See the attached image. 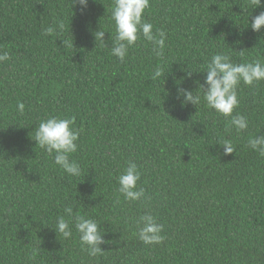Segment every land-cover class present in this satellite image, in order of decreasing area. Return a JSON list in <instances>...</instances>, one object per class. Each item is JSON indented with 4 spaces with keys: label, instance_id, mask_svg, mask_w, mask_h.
Returning a JSON list of instances; mask_svg holds the SVG:
<instances>
[{
    "label": "trees",
    "instance_id": "16d2710c",
    "mask_svg": "<svg viewBox=\"0 0 264 264\" xmlns=\"http://www.w3.org/2000/svg\"><path fill=\"white\" fill-rule=\"evenodd\" d=\"M112 5L89 0L82 14L72 0H0V54L10 56L0 62V264H264V156L248 146L264 136V80L239 86L233 115L248 120L239 133L231 117L175 99L178 88L202 95L197 71L214 54L264 62V27L250 26L264 7L150 0L145 20L166 33L164 54L141 36L121 62L111 55ZM60 21L63 31L44 34ZM50 116L74 117L79 176L32 139ZM130 161L146 196L135 202L118 192ZM69 205L101 226L102 255L82 249L74 222L69 239L53 229ZM145 212L163 225L162 243L138 239Z\"/></svg>",
    "mask_w": 264,
    "mask_h": 264
},
{
    "label": "clouds",
    "instance_id": "9594fccd",
    "mask_svg": "<svg viewBox=\"0 0 264 264\" xmlns=\"http://www.w3.org/2000/svg\"><path fill=\"white\" fill-rule=\"evenodd\" d=\"M89 0H72L73 7L80 6L83 12L88 8ZM254 9L264 7V0H250ZM150 8V0H113L111 8V20L114 23V36L112 40L111 55L123 62L129 54V49L136 45L137 41L143 39L153 44V52L157 57L163 56L165 49L166 33L163 30L153 32V24L145 20V12ZM253 32H260L264 27V11L251 19L250 23ZM64 22L60 21L56 28L49 26L44 30L45 35H51L54 31H63ZM157 35L159 38H157ZM96 41L105 42V31L94 33ZM64 46H71L68 39L62 40ZM10 59L7 52L0 54V62ZM206 73L203 83H197V89L202 91V95L186 88H178L175 99L179 101L181 107L191 103L196 106L203 103L207 108L230 119V125L236 132H242L248 128V120L245 116L237 113L233 115L235 109L239 107L238 89L241 83L253 86L264 80V62L256 60L253 62L235 63L228 54L223 52L214 54L206 64L203 71ZM163 73L161 68H157L152 79L160 77ZM191 72L188 73L191 76ZM19 111H24L23 103H18ZM36 143L49 154L54 153V163L62 168L65 173L71 176H79L81 173L78 163L71 159V155L78 150L79 132L74 127V117L50 116L41 120L35 129V136L32 138ZM224 149V155L234 152V146L230 140H224L220 144ZM248 146L264 156V136L250 138ZM118 192L127 201H140L145 199V190L138 188L141 180V173L134 162H129L128 166L117 177ZM73 222L75 230L79 233L82 249L86 250L90 256L103 254L102 244H105L104 232L96 220L86 218L84 215L74 213L72 206L64 208V215L57 217L55 227L56 233L61 234L65 239L73 235ZM138 232V239L145 245L162 243L165 237L162 235L163 225L158 223L157 218L145 212L135 221Z\"/></svg>",
    "mask_w": 264,
    "mask_h": 264
}]
</instances>
